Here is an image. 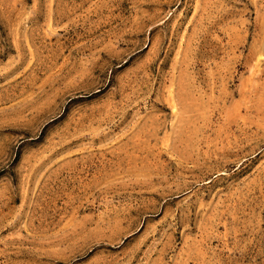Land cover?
<instances>
[{"label":"rangeland","instance_id":"rangeland-1","mask_svg":"<svg viewBox=\"0 0 264 264\" xmlns=\"http://www.w3.org/2000/svg\"><path fill=\"white\" fill-rule=\"evenodd\" d=\"M0 264H264V0H0Z\"/></svg>","mask_w":264,"mask_h":264}]
</instances>
